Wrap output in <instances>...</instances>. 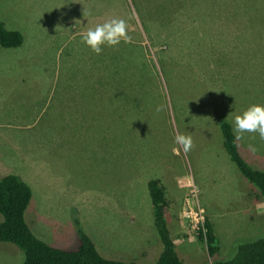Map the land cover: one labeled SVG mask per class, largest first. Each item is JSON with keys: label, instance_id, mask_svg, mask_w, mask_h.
<instances>
[{"label": "rangeland", "instance_id": "1", "mask_svg": "<svg viewBox=\"0 0 264 264\" xmlns=\"http://www.w3.org/2000/svg\"><path fill=\"white\" fill-rule=\"evenodd\" d=\"M112 17L127 21L130 40L97 55L82 36ZM0 21L22 36L20 47L0 49V178L30 187L24 216L35 237L75 250L78 227L103 258L154 264L162 245L146 222L153 179L168 196L171 229L191 184L214 220L225 212L214 231L219 246L231 245L218 259L264 237V211L244 225L249 184L219 129L264 105V0H0ZM177 132L192 136L190 152L174 142ZM234 135L242 159L262 170L264 141ZM175 245L180 257L178 247L188 248L184 264L213 262L203 244L202 252ZM23 260L0 243V264Z\"/></svg>", "mask_w": 264, "mask_h": 264}, {"label": "trees", "instance_id": "2", "mask_svg": "<svg viewBox=\"0 0 264 264\" xmlns=\"http://www.w3.org/2000/svg\"><path fill=\"white\" fill-rule=\"evenodd\" d=\"M22 44L19 32L7 30L0 21V49H14ZM222 146L230 162L240 175L256 191L257 201L264 202V168L250 167L240 156L238 145L231 125H219ZM19 177L8 174L0 178V243L18 247L23 252L22 264H136L103 258L96 250L91 239L77 226L79 245L75 250H61L39 240L33 235L25 221V212L30 203V187ZM147 190L151 200L153 227L162 245V251L154 264H184L176 255L173 241L169 235L165 215L169 203L164 187L159 180L148 181ZM75 225H78L75 222ZM197 240L204 245L212 264H264V237L237 244L236 252L229 259H218L219 243L213 226L205 220V233L199 232ZM204 264H210L204 262Z\"/></svg>", "mask_w": 264, "mask_h": 264}, {"label": "clouds", "instance_id": "3", "mask_svg": "<svg viewBox=\"0 0 264 264\" xmlns=\"http://www.w3.org/2000/svg\"><path fill=\"white\" fill-rule=\"evenodd\" d=\"M128 28L127 21L122 18L112 17L105 20L103 23L97 24L94 28H89L86 33L83 34L82 42L95 54L100 55L104 46L115 47L122 41L128 42L130 40ZM162 109V105L157 107V111H161ZM232 123L233 131L237 138L243 139L245 133H251L258 134L259 139L264 141V105H250L242 113L236 115ZM252 138L255 139V135ZM174 142L179 145L184 153L190 152L194 147L193 138L190 134L177 132L174 137ZM249 149L252 152L258 150L255 145L252 144L249 145ZM205 220H207L206 216ZM192 236H194V234H192Z\"/></svg>", "mask_w": 264, "mask_h": 264}, {"label": "crops", "instance_id": "4", "mask_svg": "<svg viewBox=\"0 0 264 264\" xmlns=\"http://www.w3.org/2000/svg\"><path fill=\"white\" fill-rule=\"evenodd\" d=\"M245 186H246V188H247V192H246V194H245V196L247 197V201H248V205H249V208H250V210L247 212L248 214H247V218L244 220L245 221V223H244V225H249L250 226V217H252V216H255V217H261V213L264 211V210H262L263 208H261V207H264V202H262V201H257V199H256V197H255V194H256V191L250 186V185H247V184H245ZM178 188H179V186H178ZM186 195H187V192H186V190L184 191V197H182L180 200H181V203L183 204V202H184V199H185V197H186ZM242 196H244V195H242ZM168 196H166V198H167ZM168 201V200H167ZM169 203V202H168ZM201 207L204 209V211H205V216H206V219H207V221L208 222H210L211 224H212V226H213V230H214V228H215V225H214V223L216 224L217 223V221H221V219H224L223 217L225 216V212L224 211H222V210H218V214H217V216H216V219L214 220V215L211 213L210 214V210H208L206 207H204V206H202L201 205ZM181 209H182V207H180V206H178L177 207V212H175L174 213V220H175V222H177V227L175 226L174 228H172L171 229V227H170V225H169V222H168V219H167V213H166V215H165V220H166V224H167V228H168V231H169V235H170V237H171V239H172V241H173V244H174V248H175V250H177V246L178 245H175L176 244V242L178 243V244H181L182 246H184L185 244H188V245H193V246H195L200 252H202V250H201V248H203V245L198 241V240H193V239H195V237L194 236H191L193 239H191V240H189V238L188 239H185V233L183 232V228H181V227H183V226H181V225H184V223H183V220H182V217H181ZM259 209H261V210H259ZM241 214H245L244 213V211H241L240 212ZM150 221H152L153 222V220H150V218H147V223H148V227H153V226H151L150 225ZM222 222H224V224L222 223V225H220V228H223L226 232H228L229 233V236H233V238L236 236V234L235 233H233V234H231V230H232V232L234 231V228L232 227V226H226V221H224V220H222ZM243 225V226H244ZM154 228V227H153ZM249 229H250V227H249ZM155 230V229H154ZM251 230V229H250ZM252 231V230H251ZM215 232V231H214ZM180 233V234H179ZM215 235L217 236V238H218V235L215 233ZM261 235V234H260ZM187 236V235H186ZM246 236H248V234L246 235ZM257 236H259V235H256L255 237H257ZM158 237V236H157ZM188 237V236H187ZM254 236H253V238H255ZM248 238V237H247ZM154 239V238H153ZM250 240H252V239H250ZM157 242L159 243L160 241H159V239H157ZM230 245H231V242L230 243H228V245L226 244V242L221 246V244H220V246H219V252L220 253H222V251H224V250H226L227 251V248L228 247H230ZM141 246H143V244H141ZM137 247H139V245L137 246ZM140 248V247H139ZM179 248V251H180V254H181V257L179 256V253H178V255H177V253H176V251H175V253H176V255H177V257L179 258V259H181V260H184L186 263H190V261H188V258H187V255H185V253L188 251V248L186 247V246H184V247H178ZM222 248H224V250H222L221 251V249ZM205 249V248H204ZM206 250V249H205ZM178 252V251H177ZM144 253V252H143ZM219 254V253H218ZM142 256L144 257V254H142ZM208 257V256H207ZM218 258V257H217ZM220 259V258H219Z\"/></svg>", "mask_w": 264, "mask_h": 264}, {"label": "built area", "instance_id": "5", "mask_svg": "<svg viewBox=\"0 0 264 264\" xmlns=\"http://www.w3.org/2000/svg\"><path fill=\"white\" fill-rule=\"evenodd\" d=\"M198 195V188L194 184H191L181 209V217L187 231L197 235L199 232L205 233V214L198 204Z\"/></svg>", "mask_w": 264, "mask_h": 264}]
</instances>
